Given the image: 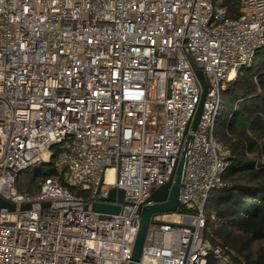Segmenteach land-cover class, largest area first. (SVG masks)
<instances>
[{"label":"built area","instance_id":"obj_1","mask_svg":"<svg viewBox=\"0 0 264 264\" xmlns=\"http://www.w3.org/2000/svg\"><path fill=\"white\" fill-rule=\"evenodd\" d=\"M240 11L227 18L218 0H0V197L16 206L0 208V264H127L140 210L188 133L180 207L153 216L137 264L229 263L203 236L204 204L228 166L215 137L221 91L264 49V0H240ZM195 69L208 87L190 131ZM51 161L55 177L20 189L22 172ZM113 188L119 212H93Z\"/></svg>","mask_w":264,"mask_h":264},{"label":"trees","instance_id":"obj_2","mask_svg":"<svg viewBox=\"0 0 264 264\" xmlns=\"http://www.w3.org/2000/svg\"><path fill=\"white\" fill-rule=\"evenodd\" d=\"M225 16L241 15L240 0H218ZM222 111L215 121V137L227 151L222 186L204 204V238L228 257V264H264V49L241 66L221 91ZM48 169L34 167L21 190L37 191ZM180 211H189L181 208ZM208 264H218L209 256Z\"/></svg>","mask_w":264,"mask_h":264},{"label":"water","instance_id":"obj_3","mask_svg":"<svg viewBox=\"0 0 264 264\" xmlns=\"http://www.w3.org/2000/svg\"><path fill=\"white\" fill-rule=\"evenodd\" d=\"M195 76L199 84L201 85V97L197 109L194 113L193 119L190 125V131H195L201 115L204 96L207 92V81L201 70L195 69ZM192 139V134L188 133L183 141L182 148L176 160V165L173 171V175L170 180L161 185L155 190L146 200L151 204L144 205L140 210V218L138 222L137 232L132 245L131 254L127 264H137L139 261L141 249L145 240L146 231L149 224L155 223L153 216L157 214L173 212L180 207V192L183 188V172L186 153L189 147V143ZM123 201V191L121 189L113 188L109 191L106 202H92L90 208L93 212L117 214L120 210L118 203ZM15 204L7 202L0 197V208H6L8 210H14ZM29 205H22L21 209H27Z\"/></svg>","mask_w":264,"mask_h":264},{"label":"rangeland","instance_id":"obj_4","mask_svg":"<svg viewBox=\"0 0 264 264\" xmlns=\"http://www.w3.org/2000/svg\"><path fill=\"white\" fill-rule=\"evenodd\" d=\"M236 75V74H235ZM235 77V76H234ZM158 111H161L162 107L161 106H158ZM220 111H222V105L220 107ZM46 169H48V166L47 165H43L41 167V171H45ZM34 167L33 168H30L29 170H26L24 172L21 173L20 175V185L22 186H25L27 185V182L30 180V178L33 176V173H34Z\"/></svg>","mask_w":264,"mask_h":264},{"label":"bare ground","instance_id":"obj_5","mask_svg":"<svg viewBox=\"0 0 264 264\" xmlns=\"http://www.w3.org/2000/svg\"><path fill=\"white\" fill-rule=\"evenodd\" d=\"M107 178H108V180H111L112 179V173H111V171H108Z\"/></svg>","mask_w":264,"mask_h":264}]
</instances>
